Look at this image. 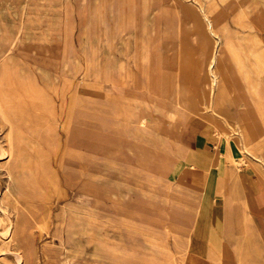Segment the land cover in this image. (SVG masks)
<instances>
[{"label":"rangeland","instance_id":"374dc122","mask_svg":"<svg viewBox=\"0 0 264 264\" xmlns=\"http://www.w3.org/2000/svg\"><path fill=\"white\" fill-rule=\"evenodd\" d=\"M222 45L242 98L214 106ZM263 65L264 0H0V264H202L191 157L225 146L238 175L264 179L237 123L245 103L264 155ZM235 220L228 252L264 249Z\"/></svg>","mask_w":264,"mask_h":264},{"label":"crops","instance_id":"0c3cea01","mask_svg":"<svg viewBox=\"0 0 264 264\" xmlns=\"http://www.w3.org/2000/svg\"><path fill=\"white\" fill-rule=\"evenodd\" d=\"M253 146L252 144L250 149ZM204 147L203 143L201 149L204 150ZM249 151L247 154L250 159L259 162L258 158L250 155ZM223 152L221 148L212 155L205 153L207 160H210V165L197 157H191L197 169L206 171L205 180L198 193L199 197L196 199L197 206L192 224L196 241V247L193 248L195 259H193H197L202 264H264V249L244 258L227 250L224 235L231 226L232 217L236 219L235 223L239 229L237 232L245 236L255 233L256 237L253 239L264 244V179L255 177L248 169L247 173L243 169L241 175H238L233 164L227 162L226 154ZM219 157L222 158L219 159ZM181 167H185L182 174L192 181L190 178L195 176L196 169L184 164L182 158ZM209 173L210 179L207 177ZM218 178L223 185L219 195H216ZM245 217L249 218L246 222H244Z\"/></svg>","mask_w":264,"mask_h":264},{"label":"bare ground","instance_id":"6f19581e","mask_svg":"<svg viewBox=\"0 0 264 264\" xmlns=\"http://www.w3.org/2000/svg\"><path fill=\"white\" fill-rule=\"evenodd\" d=\"M197 19H200V18H197ZM203 21V20H202ZM197 22V21H196ZM208 25V24H207ZM201 26V25H200ZM203 26V25H202ZM199 26H198V24H197V28H198ZM202 30V29H201ZM31 31V30H30ZM204 31V30H203ZM210 31H211V29H210ZM26 32V31H25ZM212 33V32H211ZM186 34V33H185ZM204 35V34H203ZM235 38H237V37H235ZM187 39V38H186ZM192 39V38H191ZM195 39V38H194ZM203 40V39H202ZM211 41V40H210ZM215 41V40H214ZM234 42V41H233ZM180 43H181V41H180ZM185 43V42H184ZM207 44V43H206ZM181 45V44H180ZM186 45V44H185ZM196 45V44H195ZM240 45V44H239ZM227 46L228 45H222V48H221V50L218 52V54L216 55V51L214 50V52H212V54L210 55V59H209V62H208V73H209V80H210V86H211V88H212V86H215L216 85V90H215V100H214V103H213V105L215 106V105H217V104H221V103H224L225 101H227L228 99H231L232 98V93H231V88H232V84H231V77H230V75H229V73H228V71L226 70V69H224V68H219V67H221L220 65H222V62H223V60H224V57H225V54L227 53ZM241 46V45H240ZM244 46V45H243ZM254 45H252L251 47H253ZM257 46V45H256ZM255 46V47H256ZM206 47V46H205ZM256 48H258V46L256 47ZM251 49V48H250ZM260 49V48H259ZM197 50V49H196ZM239 50V49H238ZM241 50V49H240ZM206 52H207V50H205ZM250 51V50H249ZM211 52V51H210ZM182 53H183V51H182ZM246 53V52H245ZM244 55V54H243ZM196 56V55H195ZM244 56H246V55H244ZM205 57V56H204ZM246 58V57H245ZM185 60V59H184ZM188 61V60H187ZM245 62V61H244ZM247 63V62H246ZM250 63V62H249ZM9 65H11V64H9ZM185 65V64H184ZM203 65H204V63H203ZM216 65V70L217 71H221V73H220V76H217L216 75V72H215V68H214V70H213V67ZM19 66V65H18ZM189 66V65H188ZM251 66V65H250ZM264 66V65H263ZM2 67V66H1ZM254 67V66H253ZM183 68H185V67H183ZM190 68V67H189ZM202 68V67H201ZM254 70V69H253ZM7 71V67L6 66H4V67H2L1 69H0V83H3V82H7L6 81V78H5V72ZM182 71V70H181ZM188 71V70H187ZM219 71V72H220ZM191 72V71H190ZM255 72V71H254ZM232 73V72H231ZM8 74V73H7ZM193 74V73H192ZM187 75V74H186ZM185 75V76H186ZM15 78V77H14ZM30 78V77H29ZM182 78V77H181ZM193 78H195V77H193ZM245 78V77H244ZM20 79V78H19ZM31 79V78H30ZM208 80V79H207ZM25 81H26V79H25ZM17 83V82H16ZM182 83V82H181ZM193 83H194V81H193ZM21 84V83H20ZM187 84V83H186ZM183 85V84H182ZM207 85V84H206ZM205 85V86H206ZM5 86H7V85H5ZM190 87V86H189ZM6 88V87H5ZM7 88H8V86H7ZM12 88V87H11ZM182 89V88H181ZM186 91V90H185ZM196 91V90H195ZM246 91V90H245ZM193 92V91H192ZM8 93V92H7ZM195 93V92H194ZM22 94V93H21ZM33 94V93H32ZM50 94V93H49ZM48 94V95H49ZM184 94V93H183ZM24 95V94H23ZM22 95V96H23ZM34 95H36V94H34ZM187 95V94H186ZM189 95V94H188ZM248 95H249V93H248ZM13 96V95H12ZM40 96V95H39ZM38 96V97H39ZM24 97V96H23ZM41 97V96H40ZM46 97V96H45ZM183 97V96H182ZM249 97V96H248ZM186 97H184V99H185ZM214 98V97H213ZM241 98L242 97H238V98H236V99H234V98H232V99H234L236 102H239V101H241ZM253 100V99H252ZM185 101H187V100H185ZM197 102V101H196ZM19 103V102H18ZM179 103L180 104H183V99L180 97V101H179ZM185 103H188V101L187 102H185ZM184 103V104H185ZM194 104V103H193ZM192 105V104H191ZM236 105V104H235ZM242 105V104H241ZM48 106V105H47ZM197 106V105H196ZM243 110H240V116H241V119L237 122L238 123V126H239V129H240V131H239V144L240 145H242V146H239L240 147V149H244L245 147H247L248 145H250V144H253L254 146L252 147V149H250V155L251 156H253V157H255V158H258V160H259V163L261 164V166H263V170L261 171L262 172V174H264V155H262V154H259V153H257L256 154V152L257 151H255V150H257V149H255V143L254 142H257V141H259V139H260V137H261V135L259 134V125H258V123L257 122H255L253 119H255V117H254V115L253 114H251V112L248 110V106L245 104V103H243ZM192 108V107H191ZM195 108V107H194ZM49 110V109H48ZM47 110V111H48ZM185 110V109H184ZM187 110V109H186ZM195 110H196V108H195ZM195 110H193V112L195 111ZM192 111V110H191ZM197 112V111H196ZM30 113H31V111H30ZM1 114H2V112H1ZM194 114H196V113H194ZM51 115V114H50ZM53 115V114H52ZM207 116V115H206ZM48 117V116H47ZM261 117V116H260ZM13 118H15V117H13ZM13 118H12V120H13ZM49 118H50V116H49ZM198 118V117H197ZM200 118V117H199ZM24 119H25V117H24ZM33 119V118H32ZM19 120V119H18ZM42 120V119H41ZM39 121V120H38ZM29 122V121H28ZM32 122H34V121H32ZM48 122V121H47ZM43 123V122H42ZM236 123V124H237ZM23 124V123H22ZM50 124V123H49ZM52 124V123H51ZM11 125V124H10ZM34 125V124H33ZM45 125V124H44ZM30 126V125H29ZM34 126H36V125H34ZM42 126V125H41ZM237 126V127H238ZM46 127V126H45ZM51 127V126H50ZM11 128H12V126H11ZM37 128V127H36ZM36 128H35V130H36ZM40 128H42V127H40ZM184 128V127H183ZM43 129V128H42ZM45 129V128H44ZM38 130H39V128H38ZM9 131H11V130H9ZM13 131V130H12ZM25 131V130H24ZM32 131H34V130H32ZM184 131V130H183ZM27 132V131H26ZM11 133V132H10ZM37 133H39V131L37 132ZM261 133V132H260ZM36 134V133H35ZM49 134H51V133H49ZM30 135V134H29ZM30 136H32V135H30ZM37 136V135H36ZM45 136V135H44ZM34 137V136H33ZM226 137V136H225ZM225 137H223V138H225ZM234 137V136H233ZM12 138V137H11ZM13 139V138H12ZM25 139V138H24ZM30 139V138H29ZM32 139V138H31ZM50 139V138H49ZM35 140V139H34ZM32 142V141H31ZM232 142H233V140H232ZM43 143V142H42ZM12 144V143H11ZM22 144V143H21ZM32 144V143H31ZM28 145V144H27ZM33 145V144H32ZM37 145V144H36ZM258 145V144H257ZM49 146H51V145H49ZM237 146V145H236ZM9 147V146H8ZM31 147V146H30ZM35 147V146H34ZM54 147V146H53ZM53 147H51V148H53ZM238 147V146H237ZM242 147V148H241ZM5 148V147H4ZM258 148H260V146L258 147ZM239 149V150H240ZM263 149V148H262ZM36 150H37V148H36ZM39 150V149H38ZM223 150H224V152H225V154H226V160H227V162L228 163H231V164H233L234 162H235V159H234V155H233V152L230 150V148H227V147H225V146H223ZM4 151V150H3ZM15 151H17V150H15ZM25 151V150H24ZM23 151V152H24ZM242 151V150H241ZM35 152V151H34ZM48 152H50V151H48ZM223 152V153H224ZM252 152H255V153H253L252 154ZM259 152V151H258ZM12 154V151H10V152H7V155L9 156V155H11ZM35 154V153H34ZM52 154V153H51ZM221 154H222V151H221ZM259 154V155H258ZM25 155V154H24ZM22 156V155H21ZM259 156V157H258ZM15 157V156H14ZM23 157V156H22ZM6 158V157H5ZM27 158H28V155H27ZM34 158V157H33ZM224 158V157H223ZM221 159V158H220ZM2 160V159H1ZM21 160V159H20ZM28 160V159H27ZM18 161V160H17ZM223 161V160H222ZM11 162V161H10ZM22 162V161H21ZM29 162V161H28ZM12 163V162H11ZM223 164V163H222ZM221 165V164H220ZM24 167H27V166H24ZM33 167V166H32ZM24 169V168H23ZM26 169V168H25ZM19 170V169H18ZM27 170V169H26ZM221 170H222V168H221ZM22 172V171H21ZM28 172V171H27ZM31 172V171H30ZM219 172V171H218ZM32 173V172H31ZM221 173V172H220ZM21 174V173H20ZM34 174H35V172H34ZM226 174V173H225ZM17 175V174H16ZM27 175H28V173H27ZM227 175V174H226ZM20 176V175H19ZM226 178H227V176H225ZM23 178V177H22ZM21 178V179H22ZM35 178V177H34ZM193 182L196 180L195 179V176L193 177V178H190ZM225 180V179H224ZM226 180H228V179H226ZM44 181V180H43ZM218 181H219V183H218V188H217V190H216V195H219V192H220V190H221V188H222V181H220V178H218ZM19 182V181H18ZM35 182V181H34ZM33 182V183H34ZM26 185V184H25ZM52 185H53V183H52ZM22 186V185H21ZM60 186V185H59ZM29 188V187H28ZM41 188V187H40ZM189 188H190V190L192 191V193H193V195H194V197L197 199V194H198V190L196 189V188H194V187H190L189 186ZM57 189V188H56ZM38 190V189H37ZM58 190V189H57ZM24 191V190H23ZM50 192V191H49ZM57 192V191H56ZM35 193H39L38 191L37 192H35ZM52 193V192H51ZM17 195V194H16ZM59 195V194H58ZM62 195V194H61ZM37 197V196H36ZM46 197V196H45ZM48 197H50V196H48ZM29 198H32V197H29ZM34 200V199H33ZM43 201H47V200H44L43 199ZM49 201V200H48ZM23 210V209H22ZM23 212V211H22ZM7 213V212H6ZM5 214V213H4ZM11 214V213H10ZM24 214V213H23ZM175 214V213H174ZM15 215V214H14ZM20 216V215H19ZM4 218H5V216H4ZM19 218V217H18ZM6 219V218H5ZM11 219V218H10ZM181 219V218H180ZM249 220V218L248 217H245V219H244V222H246V221H248ZM9 221V220H8ZM11 221V220H10ZM159 221V220H158ZM179 221V220H178ZM5 222H6V220H5ZM85 222V221H84ZM183 222V221H182ZM87 223V222H86ZM12 224V223H11ZM90 224V223H89ZM88 224V225H89ZM78 225V224H77ZM157 227H158V225H157ZM158 229V228H157ZM3 233V232H2ZM4 233H5V231H4ZM9 234V233H8ZM1 236H3V235H1ZM22 238V237H21ZM33 242V241H32ZM102 245V244H101ZM100 245V246H101ZM34 247V246H33ZM99 248H101V247H99ZM110 249V248H109ZM111 250V249H110ZM109 250V251H110ZM102 251V250H101ZM24 254H25V251H24ZM23 254V255H24ZM22 256V255H21ZM32 256V255H31ZM23 257V256H22ZM23 260V259H22ZM37 260V259H36ZM164 261V260H163ZM25 263V262H24ZM32 264V263H31ZM35 264V263H34ZM166 264V263H165Z\"/></svg>","mask_w":264,"mask_h":264}]
</instances>
